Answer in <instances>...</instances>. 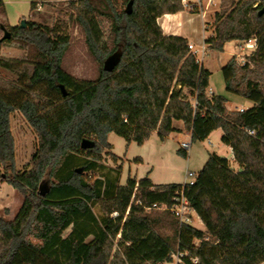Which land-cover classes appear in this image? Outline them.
<instances>
[{"label": "trees", "instance_id": "16d2710c", "mask_svg": "<svg viewBox=\"0 0 264 264\" xmlns=\"http://www.w3.org/2000/svg\"><path fill=\"white\" fill-rule=\"evenodd\" d=\"M48 1L31 0L30 11ZM181 1L132 0L128 13L118 0H69L99 64L92 80L75 78L62 68L67 36L35 21L24 27L0 23L11 38L35 51L31 61L0 56V67L17 75L8 87L0 86V178L22 196L13 219L7 218L8 209L0 212V264H162L172 262L174 250L182 253L178 264L264 262V0H222L213 33L205 38L208 49L216 51L229 41L256 38L246 62L230 57L221 67L225 90L251 106L229 110L226 97L208 95L211 73L196 63L188 92L194 104L184 102L192 111L187 124L191 141L220 129V141L231 148L239 166L233 170L227 158L210 152L194 182L185 185L188 205L203 230L179 225L168 208L181 183L154 184L147 176H128L120 184L118 177L91 180L83 175L111 147L110 132L142 145L157 130L189 50L187 38L164 34L156 19L181 11ZM0 12L4 14L3 0ZM98 16L110 23L109 42ZM112 53L120 59L105 71L103 62ZM14 111L37 137L30 167L23 170L15 167L9 122ZM157 135L163 139L160 131ZM83 138L92 139L94 146L81 148ZM82 152L85 159L77 166ZM95 204L102 211L99 217ZM167 221L170 235L157 230Z\"/></svg>", "mask_w": 264, "mask_h": 264}, {"label": "rangeland", "instance_id": "374dc122", "mask_svg": "<svg viewBox=\"0 0 264 264\" xmlns=\"http://www.w3.org/2000/svg\"><path fill=\"white\" fill-rule=\"evenodd\" d=\"M207 6L208 4L205 0L202 4V9H204L205 13L203 18L197 12H189L184 8L179 11L182 12L184 23L186 19L193 17L191 26L186 24V30L184 31V34L188 36L192 43H197L198 40L201 41L203 35L204 37H208L213 33L215 15L223 9L222 0H212L209 6ZM119 7L121 9L125 8L126 4L120 2ZM22 19L25 20V23L27 21H35L46 25L49 28H53L57 33L68 37V45L61 59V66L67 73L75 78L87 80H92L97 76L99 64L88 51L84 33L75 20V10L69 0L42 2L36 5L31 11L30 1L22 0L21 2L4 5V14L0 12V23L5 25H19ZM98 20L104 39L109 42L110 23L105 16H98ZM203 24L205 25V30L201 28ZM5 25L2 26L9 31ZM2 36L3 31L0 25L1 57L26 61L33 60L35 53L33 47L11 37L3 39ZM242 42L237 40L229 41L225 43L223 51L208 49L202 61L204 66L208 67L211 71L209 78L212 87H214L217 94L226 97V104L230 108L229 110H239L240 107L245 108L244 106L248 104L251 106L252 104L251 101L225 90L221 72V67L230 57H235L239 64L246 62V56L249 55V50L242 49ZM189 58L191 62L195 63L191 54ZM16 76L15 72L0 67V86L8 87L16 79ZM192 89L193 82L191 80V83L187 85V93H180L178 99L179 108L175 109L172 113V117L175 120L174 125L180 128V131L184 133L183 135L170 134L168 136L169 133H167L165 121L162 122V125L159 127L162 130L159 131L166 138L164 136L165 139L163 140L157 138V135L154 134L144 145H137L134 142L128 143L121 136L110 132L107 140L111 144V147L104 148L101 152V159L97 167L94 170L83 172V175H86L91 180L94 178L105 180L107 178L115 179L118 177L120 184H124L128 176L136 177V179L147 176L154 183L162 184L182 182L186 170L197 173L198 168L201 166L200 162L202 157L208 154V152L210 153L215 150L220 140L215 133H212L202 141L194 142L186 135L189 132L187 124L191 120L192 111L185 109L184 102L189 101L194 104L192 97L188 94ZM206 92L210 95L208 90ZM213 94L215 93L213 92ZM173 100H170L169 106L173 104ZM9 122L14 142L15 167L18 170L29 168L31 156L37 145L36 134L19 111H14L10 114ZM183 142L189 143V148L185 155L181 151H178L182 148ZM77 158L75 164L79 166L81 164L80 162L85 159V152L77 154ZM230 166L233 170H237L234 161H230ZM9 189L15 191L11 186L4 183L0 187V196H4L6 192L10 191ZM17 195L18 198L15 197L13 199V197H10L11 203L9 211L10 209L16 210L18 208L21 196L18 193ZM92 208L94 213L99 217L102 213L100 205L95 204ZM151 211L153 212L154 210ZM191 219V224L196 227L200 219L195 214L191 215ZM157 230L163 234H172V228L168 221L164 226H158ZM114 249L115 247L112 252ZM173 254L176 256L177 251L174 250ZM165 264H177V260L172 256V262H166Z\"/></svg>", "mask_w": 264, "mask_h": 264}, {"label": "crops", "instance_id": "0c3cea01", "mask_svg": "<svg viewBox=\"0 0 264 264\" xmlns=\"http://www.w3.org/2000/svg\"><path fill=\"white\" fill-rule=\"evenodd\" d=\"M21 1L22 0H3L4 5H6L8 3H17V2H21ZM25 1H31V0H25ZM192 20H193V17H191L189 19H186V22L184 23V20L182 18V12H177V13H174V14H169V13L163 14L162 16L157 18V23L162 28L164 34L180 35V36H183V37L187 38L188 42H191V40H189L188 36L186 34H184V31L186 30V24L188 26H191V24H192L191 21ZM9 25H11V24H9ZM189 55L190 54H187L182 59L180 65L178 67V70H177V73L175 75V79H174L173 85H172L171 90H170V94L168 96V99L166 101V104L164 106V109H163V112H162V115H161V118H160V121H159V124H158V128H157V130H154L152 132L151 136H153L154 134L157 135V131L162 130L161 128L159 129V127L162 125L163 121H165V123H166V130H167V133H169L168 136L170 134H178V135H181V134L183 135L184 134L183 132L180 131L179 127H176L174 125L175 120L172 117V113L174 112L175 109L179 108L178 107V99H179L180 93H182V92H184L185 94L187 93V91H186L187 85H189L191 83V80L193 81V79L195 78V75H196V73L198 71V68L195 65V63L191 62V60L189 58ZM203 67L208 69V67L204 66V64H203ZM210 73H211V71H210ZM207 90H210L211 93L214 92V93L217 94L216 90L211 85L210 78H209V85H208ZM171 99H174L173 100L174 102H173V104L171 106H169V103H170ZM249 106L250 105L248 104V105H246L244 107L247 108ZM226 107H227V109H230L227 104H226ZM240 108L245 109L243 107H240ZM183 110H185V109H183ZM180 121L183 123V121L181 119H180ZM212 133H215L217 138L220 140V137H221V134H222L220 129L213 130L208 135V137ZM186 135L190 138V132H187ZM151 136H150L149 139H151ZM164 136H163V140L166 138V136H165V138H164ZM157 138H159L158 135H157ZM149 139L147 141H145L142 145L146 144L149 141ZM212 152H215L219 156L227 158L229 161H234L233 160V156H232L231 148L229 146L223 144L221 141H219V143L216 145V149L213 150ZM207 156H208V154H206V155H204L202 157V160L200 162L201 166L198 168V170L202 167V165L206 161ZM236 167H237V170H238L239 166L237 164H236ZM182 182H179V183H182ZM4 183L9 185V186H11L6 181L0 179V187H2V185ZM168 183H174V182H168ZM154 184H156V183H154ZM162 184H166V183H162ZM6 191H8V190H6ZM16 192H17L16 190L15 191H11L10 190V191L6 192L4 196H0V212L3 209H5V208L8 209V215H7L8 219H13L14 215L16 214L17 210L19 209V207H20V205L22 203V196L17 192L21 196V199L19 200V203H18L19 206H18V208L16 210L10 209V211H9L10 203H11V201H10L11 198L10 197H13V199L15 197H17L18 195H17ZM9 214H10V217H9ZM196 227L199 228V229H202V230L204 229V226H203L201 220H199V223H198V225ZM165 263L166 262H163L162 264H165ZM260 264H264V262L260 263Z\"/></svg>", "mask_w": 264, "mask_h": 264}, {"label": "built area", "instance_id": "2783aa9c", "mask_svg": "<svg viewBox=\"0 0 264 264\" xmlns=\"http://www.w3.org/2000/svg\"><path fill=\"white\" fill-rule=\"evenodd\" d=\"M212 0H206V3L210 4ZM205 2V0H182V7L184 9H186L189 12H197L198 15H200L202 18L204 17V9H202V4ZM207 6V7H208ZM205 23V22H204ZM204 24L202 29H204ZM205 38L203 36V38L200 40H198L197 43H192V42H188V50H189V54H191V56L194 58V62L196 64H198L199 66L203 65L202 61L204 59V57L207 54V50H208V45L205 43ZM242 49H246L249 50V54L255 49L256 47V38L255 37H251L249 39H247L246 41L242 42ZM208 93L211 94V91L208 90ZM239 110H242V108H240ZM182 148L185 149L186 151L189 148V143H182ZM196 177V173L190 170H186L184 173V180L181 183L182 186L175 191V193L172 196V203L170 205L169 210L170 212L178 219L179 225H181L182 223H189L191 224V215L195 214L193 209H191L188 205L187 199L185 197L184 194V187L187 184H192L195 180ZM152 207H157V208H165L166 205L164 204H157V203H153ZM116 215V212L113 213V216ZM182 253L177 252L176 256H174V254L172 255L173 257L176 258L177 260V264L180 263V257H181ZM195 260V259H193Z\"/></svg>", "mask_w": 264, "mask_h": 264}, {"label": "water", "instance_id": "95a60500", "mask_svg": "<svg viewBox=\"0 0 264 264\" xmlns=\"http://www.w3.org/2000/svg\"><path fill=\"white\" fill-rule=\"evenodd\" d=\"M131 5H132V0L129 1L126 5V11L128 13L131 12ZM261 13V11H260ZM19 26L20 27H24L25 26V20L22 19L19 23ZM1 29L3 31V36L2 38L4 39H8L11 37L10 35V32L6 30V28L4 26H1ZM120 59V55L118 53H112L110 54L103 62V70L105 71H110L114 68V66L117 64V62L119 61ZM60 89L62 91V94L65 95V91L63 89L62 86H60ZM95 142L92 140V139H88V138H83L81 140V143H80V146L81 148H90L92 146H94ZM46 192L45 190V184L44 183H41L40 186H39V193L40 195H44Z\"/></svg>", "mask_w": 264, "mask_h": 264}]
</instances>
